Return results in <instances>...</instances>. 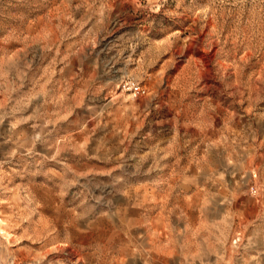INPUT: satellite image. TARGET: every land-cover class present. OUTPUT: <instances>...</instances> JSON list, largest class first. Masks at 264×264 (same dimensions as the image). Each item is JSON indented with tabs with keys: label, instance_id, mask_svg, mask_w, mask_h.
Returning <instances> with one entry per match:
<instances>
[{
	"label": "rangeland",
	"instance_id": "rangeland-1",
	"mask_svg": "<svg viewBox=\"0 0 264 264\" xmlns=\"http://www.w3.org/2000/svg\"><path fill=\"white\" fill-rule=\"evenodd\" d=\"M0 264H264V0H0Z\"/></svg>",
	"mask_w": 264,
	"mask_h": 264
}]
</instances>
